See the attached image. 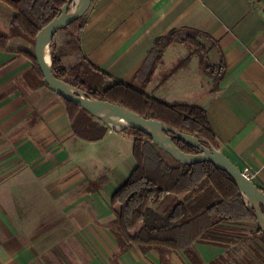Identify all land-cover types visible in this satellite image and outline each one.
<instances>
[{"label": "crops", "instance_id": "crops-1", "mask_svg": "<svg viewBox=\"0 0 264 264\" xmlns=\"http://www.w3.org/2000/svg\"><path fill=\"white\" fill-rule=\"evenodd\" d=\"M86 13L81 45L94 66L165 102L202 106L220 150L248 167L264 190V0H92ZM10 14L0 2V34L9 32ZM171 29H193L208 61L224 62L217 89L198 53L174 67L189 53L180 42L164 49L145 86L133 78L155 40ZM30 46L12 38L9 50L0 51V264H159L155 250L143 253L136 245L113 261L110 198L135 167L132 137L111 127L96 141L74 135L59 96L25 79L33 64L15 51ZM87 144H104L108 151L99 155L111 162L97 191H85V182L102 171L97 156L81 153ZM172 199L150 207L163 214ZM255 223L242 222L249 239L241 246H256L264 256V242L250 234ZM196 248L203 264H211L227 245ZM177 263L187 264L172 254Z\"/></svg>", "mask_w": 264, "mask_h": 264}, {"label": "trees", "instance_id": "trees-1", "mask_svg": "<svg viewBox=\"0 0 264 264\" xmlns=\"http://www.w3.org/2000/svg\"><path fill=\"white\" fill-rule=\"evenodd\" d=\"M67 1L0 0L11 9L9 32L0 34V51L9 50L12 38L24 39L34 46L37 32L59 16ZM86 22L87 13L57 32L63 38L60 45H57L56 35L51 40V69L57 79L84 91L87 97L120 104L142 117L194 135L203 146L220 150V142L202 106L165 102L136 87L132 81L114 79L111 74L94 66L81 45V33ZM197 36L193 29H171L157 38L147 63L133 78H138L141 86H145L161 62L164 49L180 42L187 46L189 53L174 67L185 64L194 53H198L202 71L213 77L214 88L217 89L224 73V62L212 65ZM15 52L33 63L25 79L35 78V86L47 85L35 63L33 48ZM67 55L73 61L66 64L64 58ZM59 98L65 103L74 135L86 141L104 137L109 129L106 124L81 106ZM122 131L132 137L135 167L110 198L114 218L109 222V229L115 238L118 254L136 245L143 252L155 250L159 264H171L172 254H178L187 264H203L196 244L207 242L227 245L225 253L214 258L211 264H264V256L258 247L247 251L241 246L249 239L242 222L256 220L228 172L209 161L195 164L178 162L139 129L129 127ZM173 142L185 153H199L198 148L177 137ZM105 182L106 171L102 170L93 180L85 182V191H97ZM171 197L173 199L163 214L150 207L151 203H165ZM250 234L264 242V233L256 223ZM229 244L234 246L229 247Z\"/></svg>", "mask_w": 264, "mask_h": 264}, {"label": "water", "instance_id": "water-1", "mask_svg": "<svg viewBox=\"0 0 264 264\" xmlns=\"http://www.w3.org/2000/svg\"><path fill=\"white\" fill-rule=\"evenodd\" d=\"M77 1L80 3L78 7ZM91 2L92 0H68L61 7L59 16L49 21L37 32L33 47L34 60L47 86L59 97L81 106L112 129L119 130L129 127L139 129L148 135L157 147L168 153L178 162L195 164L209 161L216 167L228 172L243 194L244 200L252 211L258 227L264 233V190L258 187L249 177L245 176L240 168L221 150L203 146L194 135L180 132L160 121L142 117L120 104L87 97L84 91L68 85L52 74L51 40L59 30L85 14ZM113 118L123 120L126 124L120 125L119 129H116L111 125L114 123L112 121ZM174 137L195 146L198 148L199 153L189 154L183 152L174 144Z\"/></svg>", "mask_w": 264, "mask_h": 264}, {"label": "rangeland", "instance_id": "rangeland-1", "mask_svg": "<svg viewBox=\"0 0 264 264\" xmlns=\"http://www.w3.org/2000/svg\"><path fill=\"white\" fill-rule=\"evenodd\" d=\"M56 35V41H57V45H60L61 43H62V40H63V38H62V35L60 34V33H57V34H55ZM29 45H31L30 43H29ZM34 46H30V48H33ZM64 61H65V63L67 64V63H70V62H72L73 61V58L71 57V56H69V55H67V56H65V58H64ZM33 64V63H32ZM101 122V121H100ZM126 129V128H125ZM120 131H122L123 129H119ZM125 132V131H124ZM127 133V132H126ZM128 134V133H127ZM129 135V134H128ZM129 136H131V135H129ZM107 143V142H106ZM122 143H125V142H122ZM105 146H104V144H101V145H97V146H92V144H87V145H85V147L83 148V149H81V153L83 154V155H85L86 157H92V156H97L96 157V165H98V166H100L101 167V170H103V168H104V166H110V164H111V162H110V160L109 159H107V157L109 156V155H106L105 157H103V156H101V155H99V154H101V153H107V151H108V148H105ZM106 159L108 160L107 162H106ZM171 162V161H170ZM82 184V183H81ZM77 188L79 189V185L77 186ZM111 232V231H110ZM111 234H112V232H111ZM112 236H113V234H112ZM114 237V236H113ZM115 239V238H114ZM117 245V244H116ZM134 246V245H133ZM139 250H141L140 248H139ZM117 251H118V249L115 251V252H113V261L115 262V260H114V258L116 257V255H118V253H117ZM141 252H143L142 250H141ZM144 253V252H143ZM177 264H180V263H177Z\"/></svg>", "mask_w": 264, "mask_h": 264}, {"label": "bare ground", "instance_id": "bare-ground-1", "mask_svg": "<svg viewBox=\"0 0 264 264\" xmlns=\"http://www.w3.org/2000/svg\"><path fill=\"white\" fill-rule=\"evenodd\" d=\"M79 4H80L79 1H77V7H78ZM77 7H76V8H77ZM73 9H74V8H73ZM47 61H48V58H47ZM112 121H113L114 123H112L111 125H112L113 127H115L116 129H119L120 125H125V124H126L125 121H123V120H119V119H116V118H113Z\"/></svg>", "mask_w": 264, "mask_h": 264}, {"label": "built area", "instance_id": "built-area-1", "mask_svg": "<svg viewBox=\"0 0 264 264\" xmlns=\"http://www.w3.org/2000/svg\"><path fill=\"white\" fill-rule=\"evenodd\" d=\"M240 170L245 176L249 177L252 180V173L248 167H242L240 168Z\"/></svg>", "mask_w": 264, "mask_h": 264}]
</instances>
